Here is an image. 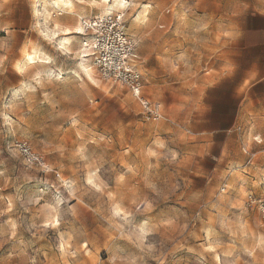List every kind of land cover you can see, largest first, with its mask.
<instances>
[{"label":"rangeland","instance_id":"obj_1","mask_svg":"<svg viewBox=\"0 0 264 264\" xmlns=\"http://www.w3.org/2000/svg\"><path fill=\"white\" fill-rule=\"evenodd\" d=\"M123 1L0 0V264H264V101L226 134L177 125L264 0ZM108 12L124 17L157 120L92 56L79 68L82 21ZM28 54L39 62L22 67Z\"/></svg>","mask_w":264,"mask_h":264},{"label":"crops","instance_id":"obj_2","mask_svg":"<svg viewBox=\"0 0 264 264\" xmlns=\"http://www.w3.org/2000/svg\"><path fill=\"white\" fill-rule=\"evenodd\" d=\"M80 51L87 53L81 56L85 59L81 58L79 63L80 70L85 72L84 66L88 65L87 61L92 53L83 48ZM220 60L223 61V69H220L222 73L202 89L196 100L197 112L193 114L196 118H191L187 112L183 121L177 123L179 127L184 128L182 132L185 137L203 136L208 133L226 134L242 123L253 100L264 101V12L249 14L244 18L241 27L230 34L229 45ZM48 72L55 77L67 71L50 68ZM72 74L81 79L78 72L73 71ZM84 76L89 79L87 74ZM17 93L18 90L15 91V94ZM261 107H264V102ZM177 141L182 144L190 142L187 139ZM225 145L226 139L223 141V148ZM187 152L188 149L184 153ZM258 183H264L263 174L258 177Z\"/></svg>","mask_w":264,"mask_h":264},{"label":"built area","instance_id":"obj_3","mask_svg":"<svg viewBox=\"0 0 264 264\" xmlns=\"http://www.w3.org/2000/svg\"><path fill=\"white\" fill-rule=\"evenodd\" d=\"M82 27L86 32L83 47L91 50L93 65L100 77L125 87L146 116L159 119V106L143 97V77L131 64L135 42L124 28L123 15L117 12L90 21L83 20ZM20 149L25 155L29 154L28 148ZM259 207L264 212V203Z\"/></svg>","mask_w":264,"mask_h":264},{"label":"bare ground","instance_id":"obj_4","mask_svg":"<svg viewBox=\"0 0 264 264\" xmlns=\"http://www.w3.org/2000/svg\"><path fill=\"white\" fill-rule=\"evenodd\" d=\"M51 6H52V9L55 8V9H68V8H72L73 6V0H51ZM102 3H105L107 5H110V8L111 9H114V8H120L122 5H124V1L123 0H118V2H112L111 4V0H101ZM48 5V4H47ZM145 7V6H144ZM47 8V7H46ZM50 8V7H49ZM51 9V8H50ZM115 11V10H114ZM118 11V10H117ZM111 12H108L106 13L105 15L107 14H110ZM142 12H140L138 15H137V18L141 15ZM105 15H101V16H105ZM47 18H51V12L50 10L47 11ZM64 32V38L60 39L59 40V45H61L62 47H65L66 49H68V46L70 45V39L73 37L71 35V32L68 30V29H65L63 30ZM72 33H77V28H74V30L72 31ZM55 36V33L49 35V40L51 41L50 38H54ZM83 50H86V51H91L89 48H83ZM39 55V54H38ZM37 60V61H36ZM42 60V59H41ZM36 61V62H35ZM39 62V59L38 58H35L34 56H32L31 54H28L26 55L25 57V61H24V64H22V67H24L26 64H34V63H38ZM42 62V61H41ZM43 63V62H42ZM19 66V69L22 68Z\"/></svg>","mask_w":264,"mask_h":264},{"label":"snow or ice","instance_id":"obj_5","mask_svg":"<svg viewBox=\"0 0 264 264\" xmlns=\"http://www.w3.org/2000/svg\"><path fill=\"white\" fill-rule=\"evenodd\" d=\"M81 30L80 29H77V32L79 33Z\"/></svg>","mask_w":264,"mask_h":264}]
</instances>
